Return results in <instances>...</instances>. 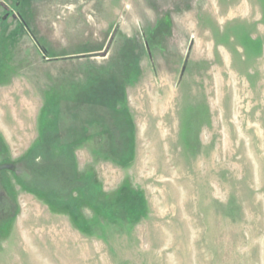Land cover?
<instances>
[{
	"label": "rangeland",
	"instance_id": "1",
	"mask_svg": "<svg viewBox=\"0 0 264 264\" xmlns=\"http://www.w3.org/2000/svg\"><path fill=\"white\" fill-rule=\"evenodd\" d=\"M0 264H264V0H0Z\"/></svg>",
	"mask_w": 264,
	"mask_h": 264
}]
</instances>
